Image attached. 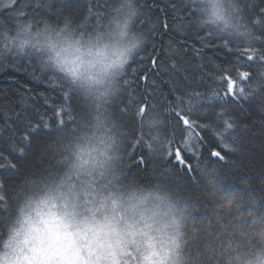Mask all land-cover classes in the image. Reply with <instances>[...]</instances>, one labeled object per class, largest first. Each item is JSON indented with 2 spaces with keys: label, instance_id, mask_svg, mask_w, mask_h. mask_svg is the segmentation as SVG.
<instances>
[{
  "label": "clouds",
  "instance_id": "1",
  "mask_svg": "<svg viewBox=\"0 0 264 264\" xmlns=\"http://www.w3.org/2000/svg\"><path fill=\"white\" fill-rule=\"evenodd\" d=\"M184 3L195 12L190 28L251 50L248 75L231 77L235 95L226 93L221 77L210 97L185 90L171 109L152 105L133 113L118 111L117 104L129 66L149 40L137 27L139 0H111L97 23L70 12L59 20L37 18L18 0H0V15L8 17L0 22V59H31L79 101L71 121L40 129L39 167L25 171L11 193L0 181V264H264V177L230 176L212 162L221 149L237 151L235 137L250 131L231 114V100L255 99L264 113V47H257L264 34L256 32L258 18L245 15L242 0ZM160 71L182 69L172 60ZM217 98L214 108L204 106ZM209 112L222 127L198 118ZM136 117L138 147L175 165L151 179L129 171L136 137L128 120ZM190 121L205 125L200 135ZM257 123L264 128V121ZM205 128L220 138L207 155Z\"/></svg>",
  "mask_w": 264,
  "mask_h": 264
},
{
  "label": "trees",
  "instance_id": "2",
  "mask_svg": "<svg viewBox=\"0 0 264 264\" xmlns=\"http://www.w3.org/2000/svg\"><path fill=\"white\" fill-rule=\"evenodd\" d=\"M18 3L37 18L47 16L59 20L70 12L75 20L87 14L91 23L99 22L111 7V0H44L42 6L32 4L31 0H18ZM139 7L141 16L137 27L149 34V40L129 66L125 77L128 83L124 85L118 101V111L135 113L138 107L147 108L152 105L171 109L177 97L185 90L191 91L193 96L207 93L210 97L215 93L214 85L221 77L228 85L226 93L235 95L236 81L231 77L236 74L240 80L246 79L242 73L248 71L245 61L251 52L219 40L208 32L190 28L189 23L195 12L184 0H139ZM242 9L250 20L259 18L262 15L260 10L264 9V0H242ZM5 19L8 17L0 15V22ZM254 27L258 34H264V22ZM257 47H264V43H258ZM153 58L157 66L150 77L155 83H149L145 88L140 77L152 67ZM172 60H176L182 71L170 73L171 76L161 72L163 67L171 68ZM229 82L232 84L231 90ZM65 91L56 78L42 73L29 58L10 56L0 59V181L3 183V191L11 193L25 171L34 166L39 167L37 158L43 149L40 129L53 122L73 119V109L79 107V101L71 94L66 100L63 95ZM219 103L217 98L204 106L214 108ZM258 103L255 99L244 100L242 97L230 102L231 114L250 128L247 134L235 137L237 151L221 149V156L212 158V162L220 165L230 176L250 175L254 179L264 177V128L257 123L264 121V113L258 110ZM175 111L181 118H187L179 109ZM198 118L214 122L217 128L222 127V123L216 120L215 112ZM138 119L128 120V128L136 137V149L129 158V171L144 179H151L153 174L166 164H173V161H164L151 154L147 148L138 147ZM32 125H39V128L29 132ZM204 127L199 121L192 123L197 135H200ZM26 132L32 141L23 145L22 137ZM202 137V152L205 155L219 148L220 138L212 128L203 129ZM175 147L178 149L179 144ZM188 159L193 160V157L189 156ZM184 178L189 181L192 179L191 175Z\"/></svg>",
  "mask_w": 264,
  "mask_h": 264
},
{
  "label": "snow or ice",
  "instance_id": "3",
  "mask_svg": "<svg viewBox=\"0 0 264 264\" xmlns=\"http://www.w3.org/2000/svg\"><path fill=\"white\" fill-rule=\"evenodd\" d=\"M260 11H261V14L264 15V9H261ZM256 22H257V24H260V23H261V21L259 20V18L257 19ZM245 52H251V50L245 49ZM247 58H248L249 60H251V59H252V55L249 54V55L247 56ZM151 64H152V67H156V66H157V61H156L155 58L152 59ZM152 67L148 68V69L143 73V75L140 77V79H142V80L144 81V86H145V88L148 87L149 83H152V84L155 83V80L151 79V77H150V74L152 73V71H151ZM173 67L175 68L176 65L173 64ZM242 75H243L244 77H247L248 73L244 72V73H242ZM125 83L127 84L128 81H125ZM231 88H232V84H231V82H229V89L231 90ZM63 95H64L65 99L67 100L68 97H69V95H70V93H69L68 91H65V92L63 93ZM143 110H144V107H141V108H140V111L142 112ZM17 115L19 116V113H18ZM57 115L59 116V112H57ZM182 119H184V123H185V124H188V123H189V121L187 120V118H182ZM60 122L62 123L63 120H61ZM37 128H39V125H32V127L29 129V132L35 131ZM22 139H23V141H27V140L29 139V134L26 132V133L23 135ZM20 151L22 152L23 149H20ZM177 155L179 156V153H177ZM213 155H219V153L213 152Z\"/></svg>",
  "mask_w": 264,
  "mask_h": 264
}]
</instances>
